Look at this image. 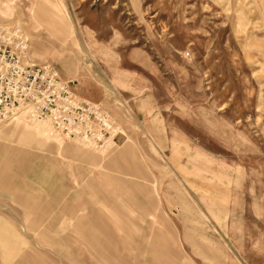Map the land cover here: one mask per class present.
Listing matches in <instances>:
<instances>
[{
	"label": "rangeland",
	"instance_id": "obj_1",
	"mask_svg": "<svg viewBox=\"0 0 264 264\" xmlns=\"http://www.w3.org/2000/svg\"><path fill=\"white\" fill-rule=\"evenodd\" d=\"M48 17L63 19L78 44L53 33ZM4 26L28 35L30 62L77 81L117 134L97 149L22 111L0 118V264H153V229L135 207L146 198L123 196L117 179L150 186L142 194L157 201L153 228L181 264H264V0H0ZM17 121L31 132H13ZM59 136L60 152L40 141ZM128 145L133 168L112 157ZM82 146L108 159L92 166ZM189 152L210 155L226 176L202 181L217 186L206 193L218 198L215 214L183 171ZM37 155L47 166L28 170ZM99 213L117 238L120 224L135 241L103 235Z\"/></svg>",
	"mask_w": 264,
	"mask_h": 264
},
{
	"label": "built area",
	"instance_id": "obj_2",
	"mask_svg": "<svg viewBox=\"0 0 264 264\" xmlns=\"http://www.w3.org/2000/svg\"><path fill=\"white\" fill-rule=\"evenodd\" d=\"M29 49L30 39L20 27H0V118L11 120L22 111L98 149L114 140V122L80 95L77 81L62 79L51 64L30 62Z\"/></svg>",
	"mask_w": 264,
	"mask_h": 264
},
{
	"label": "crops",
	"instance_id": "obj_3",
	"mask_svg": "<svg viewBox=\"0 0 264 264\" xmlns=\"http://www.w3.org/2000/svg\"><path fill=\"white\" fill-rule=\"evenodd\" d=\"M12 138H8V139L11 141L12 144L19 147L21 140L19 138H16V137L15 138L12 137ZM62 139L63 138L61 136H59V138L53 139L52 141H47V140L45 141L44 139H41L40 141H43V143H51V142L55 141L58 145V151L60 152L61 150L64 149V147L62 146L63 145ZM44 145L45 144H43V146ZM24 151H25V149H22L21 151H19L16 154L17 155L21 154L24 156V154H25ZM77 152H78L79 156H81V158H83L85 161L89 162L92 166H100V165L104 164L105 161L108 159L106 153L103 152L100 155H97L94 152H92L91 150L85 148L84 146L79 147L77 149ZM132 153H133L132 147L130 145H128L127 147L123 148L122 150L117 151L115 154L112 155V157L115 158V156L117 155L116 158H121L122 160H124L125 165L133 168L134 166H137V164L135 165L134 162L130 159V156L132 155ZM29 154H31L30 151H29L28 155ZM38 166H47L46 158H43V157H40V155H37L36 165H34L33 167L28 166V168H29L28 170H33V169L37 168ZM117 180H118L117 181L118 186H116V188L119 189V191H121V194L123 196L126 197L125 193L127 190H129V191H133V195L130 197L138 196L141 198H146V199H142L141 202L136 203L135 207H137L142 213H144V216L149 218L148 222H147L148 229H150V230L153 229V264H181L178 261L176 252L173 250L172 245L169 242L167 236L164 235V233L160 229H158V228L154 229L153 228V220L151 219V217L154 216V213L157 210V208H156L157 201L154 198H149L146 195H143L141 191L137 190L138 186H140V188L142 187V189H143V186H145V189L148 186L144 185V183L141 181L139 182V180H133V179H129V181H124V180H119V179H117ZM113 182L115 183V181H113ZM148 188L150 189V186ZM153 194H154V192H153ZM69 208L73 209L74 207L69 206ZM80 210H83V209H80ZM107 213L110 214L111 212H107ZM96 219L100 223L101 232L102 231L104 232V233L102 232L103 235L107 236V238H109L111 241L114 240L116 243H118V245H123V244H127L130 242L133 243V241H135L134 235L130 232V230L127 227H123L122 225L118 224L120 232H123V236L121 237V239H119L113 233V231L111 230L109 225L106 223L105 217L103 216L102 213L101 214L99 213L97 215ZM97 236L98 235H96L95 233L91 235V237H92L90 239L91 245L97 246L100 243V240ZM126 247H127V245H126ZM120 262L122 264H124L123 261H120Z\"/></svg>",
	"mask_w": 264,
	"mask_h": 264
},
{
	"label": "bare ground",
	"instance_id": "obj_4",
	"mask_svg": "<svg viewBox=\"0 0 264 264\" xmlns=\"http://www.w3.org/2000/svg\"><path fill=\"white\" fill-rule=\"evenodd\" d=\"M34 9H35V4H33V7L31 9L33 15L36 12V11H34ZM47 19H48V20H46L47 27L51 31H53V33H55L56 35L62 36L63 38L71 37L72 41H74L76 45L78 44L77 43L78 40L77 41L75 40V34H74L73 30L70 27H68L66 24H64L63 19H61V18L60 19H55V18H51V17H48ZM84 33L89 35L88 31H86V30L84 31ZM42 122L48 127L49 132H50L49 134L54 135V134L58 133V132H56L53 129V127L50 125V123H48L46 121H42ZM21 126L22 127L26 126V127H24V129H22V131L26 130V131H28V133L31 132V127H28L30 125H27V123L23 122V121H17L15 123V127H14V131L13 132H15L18 129H21ZM31 126L36 127L41 132V134H43V135H47L48 134L47 131H43L42 129L38 128L39 126L38 127L35 126V125H31ZM8 131L6 132V134H9V137H14L13 136L14 133L8 132ZM105 147L106 146H104L103 148H100V149H104ZM186 147L188 149H190V147L192 148L193 146L190 145V146H186ZM196 158H198L199 160L204 162V165H200L199 166L198 164H196ZM214 160L215 159L212 158L210 155H207V154H204V153L200 154V153H190L189 152L188 161H187L185 167H183V171L186 174H188L189 177H194L195 179H198L201 183H202V181H205V180L209 179L208 177H206V173H210L212 175L211 178L209 179V181L211 183H213L214 180H215L219 184L220 180H222V182H224V184H226V181H224V177H226V176H223L222 173H219V172L213 170V167H211L212 164L215 165ZM193 185H195V184H193ZM198 187H199L198 188L199 190H197V191L201 192V194L204 197V200L207 199L208 201H210L209 202L210 206H213L212 208L210 207L211 214H215V213H213V208L215 207L214 203L218 202V198H216V197H214L212 195L208 196L206 193L208 191L217 193L215 191L217 186H212L211 187V186L208 185L206 187V184L202 183V185L198 186ZM138 189H140V191L141 192L143 191V193H144V188L142 189V187L140 188V186H138ZM213 189H215V190H213ZM204 192H205V194H203Z\"/></svg>",
	"mask_w": 264,
	"mask_h": 264
}]
</instances>
